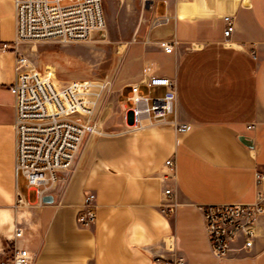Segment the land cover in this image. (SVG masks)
<instances>
[{
	"label": "crops",
	"instance_id": "obj_1",
	"mask_svg": "<svg viewBox=\"0 0 264 264\" xmlns=\"http://www.w3.org/2000/svg\"><path fill=\"white\" fill-rule=\"evenodd\" d=\"M133 1L127 0L129 6ZM143 1L150 19L168 13L173 21L152 33L151 46L127 48V59L136 65L131 84L146 70L173 78L175 113L142 132L93 141L55 189L52 203H39L34 190L25 194L18 185L15 101L9 90L16 54L0 49V235L13 253L30 252L28 264H160L157 256L181 257L183 264H264V214L256 220L250 249L235 244L226 258L217 259L199 210L204 204L253 203L258 190L264 193V182L258 187L256 180L264 175V0ZM225 15L235 20L231 44L223 39ZM161 36L178 40L173 54L156 44ZM15 37L14 2L0 0V45ZM69 64L62 58L38 71L52 77ZM131 84L123 88L124 98ZM174 119L189 131L177 134ZM172 157L175 184L163 179ZM169 186L177 208L167 218L160 205ZM89 193L96 195L97 218L81 228L76 216ZM18 194L25 205L17 204ZM16 227L23 229L22 238H14ZM169 236L174 250L166 248ZM4 264H12V257Z\"/></svg>",
	"mask_w": 264,
	"mask_h": 264
},
{
	"label": "built area",
	"instance_id": "obj_2",
	"mask_svg": "<svg viewBox=\"0 0 264 264\" xmlns=\"http://www.w3.org/2000/svg\"><path fill=\"white\" fill-rule=\"evenodd\" d=\"M13 2L16 37L12 44L2 43L0 49L7 51L12 48L16 54L15 80L9 87L15 101L16 173L24 176L35 191L38 202L43 203V198L52 195L59 186L61 176L72 169L85 138L96 132L93 118L98 88L102 86L90 80H74L69 86L58 88L50 78L39 74L21 48L46 41L72 44L91 40L105 28L103 0ZM172 21L173 16L168 13L154 16L146 43H154L152 33L169 26ZM223 22L224 42L231 44L235 33L233 15H225ZM156 44L166 54H173L179 42L175 37L161 36ZM156 89H163L164 93L153 96ZM176 101L173 78L144 71L142 77L130 85L125 98V133L136 134L157 122H167L175 113ZM171 123L177 134L189 131L188 124L177 119ZM165 167L167 173L163 179L175 184V158L166 160ZM256 180L260 187L264 175L257 174ZM163 194L160 212L170 218L177 208L173 186L166 188ZM17 204H26L20 194L17 195ZM199 210L212 253L217 259H223L232 252L235 244L240 243L242 250L253 246L256 220L264 214V193L258 190L253 203L204 204L199 206ZM96 218V195L89 193L76 216V223L81 228H88ZM23 235V229L16 227L14 238H22ZM165 245L168 250H174L173 237L166 238ZM32 259L28 250L16 249L12 264H28ZM155 260L160 264H183L181 257L166 260L157 256Z\"/></svg>",
	"mask_w": 264,
	"mask_h": 264
},
{
	"label": "rangeland",
	"instance_id": "obj_3",
	"mask_svg": "<svg viewBox=\"0 0 264 264\" xmlns=\"http://www.w3.org/2000/svg\"><path fill=\"white\" fill-rule=\"evenodd\" d=\"M147 5L148 2L143 0H134L131 6L127 0L122 2L103 0L105 28L91 40L72 44L46 41L24 46L27 49L24 53L36 70L53 68L56 63H62V58L67 59L70 67L65 70L58 69L55 77L52 75L58 83L70 84L74 80H90L102 85L100 89L98 88L99 97L93 118L96 132L85 138L72 169L88 151L93 141L123 135L127 129L124 122L125 98L122 90L133 82V69L136 65L127 59L126 52L131 44H134L135 50L140 43L151 46L150 43H146L151 21L146 13ZM145 18L148 20L142 21ZM134 54L135 51L131 56ZM44 74L47 72L44 71ZM128 92L126 89L124 94ZM152 95L158 96L160 93L154 90ZM67 173L61 176L59 184L63 182ZM18 177V185L27 194L30 189L27 180L20 173ZM30 199L34 200V194ZM0 240L2 243L0 264H4L10 261L13 247L1 235Z\"/></svg>",
	"mask_w": 264,
	"mask_h": 264
},
{
	"label": "water",
	"instance_id": "obj_4",
	"mask_svg": "<svg viewBox=\"0 0 264 264\" xmlns=\"http://www.w3.org/2000/svg\"><path fill=\"white\" fill-rule=\"evenodd\" d=\"M130 121H131V119H130ZM240 139H241V141H242L244 144H246L247 146H251V145H252L251 142H250V140H249L248 138H246V137H241ZM53 201H54V198H53L52 195H47V196H45V197L43 198V203H52Z\"/></svg>",
	"mask_w": 264,
	"mask_h": 264
},
{
	"label": "bare ground",
	"instance_id": "obj_5",
	"mask_svg": "<svg viewBox=\"0 0 264 264\" xmlns=\"http://www.w3.org/2000/svg\"><path fill=\"white\" fill-rule=\"evenodd\" d=\"M79 43H81V42H79ZM39 72V71H38ZM39 74L42 76V77H45V78H50L52 81H53V83L58 87V88H64V87H67V86H69L70 84L68 83V84H60V83H56V82H54V80H53V78L51 77V76H47V74H44V73H41V72H39Z\"/></svg>",
	"mask_w": 264,
	"mask_h": 264
}]
</instances>
